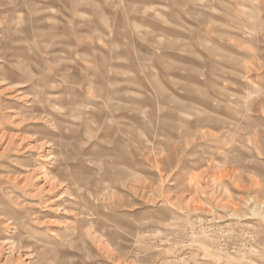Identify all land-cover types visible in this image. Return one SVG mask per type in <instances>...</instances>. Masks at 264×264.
<instances>
[{
    "label": "rangeland",
    "instance_id": "1",
    "mask_svg": "<svg viewBox=\"0 0 264 264\" xmlns=\"http://www.w3.org/2000/svg\"><path fill=\"white\" fill-rule=\"evenodd\" d=\"M0 264H264V0H0Z\"/></svg>",
    "mask_w": 264,
    "mask_h": 264
}]
</instances>
